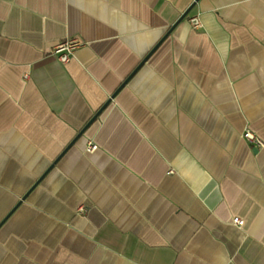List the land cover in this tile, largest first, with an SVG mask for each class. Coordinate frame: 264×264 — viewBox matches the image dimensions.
<instances>
[{
	"label": "crops",
	"instance_id": "0c3cea01",
	"mask_svg": "<svg viewBox=\"0 0 264 264\" xmlns=\"http://www.w3.org/2000/svg\"><path fill=\"white\" fill-rule=\"evenodd\" d=\"M246 130L264 0H0V264H264Z\"/></svg>",
	"mask_w": 264,
	"mask_h": 264
},
{
	"label": "built area",
	"instance_id": "2783aa9c",
	"mask_svg": "<svg viewBox=\"0 0 264 264\" xmlns=\"http://www.w3.org/2000/svg\"><path fill=\"white\" fill-rule=\"evenodd\" d=\"M189 22L192 25V27L195 29H198L201 26L198 17L190 18ZM83 45H84V43L78 39H68V40H64V41H61L58 44H56L52 48L50 53H51V55L55 56L56 59L61 64L64 65V64H67L70 62L75 51L77 49H79L80 47H82ZM242 139L245 140L250 146H252L254 148H263L264 147V142L261 141L255 134H253L252 132H250L248 130L243 132ZM95 149H96V147L93 144H89L86 147L85 151L90 152V151L95 150ZM168 173L171 174L172 171L170 170ZM81 211H82V209H81ZM233 224L236 227L241 228L243 226V221L240 218L235 217V218H233Z\"/></svg>",
	"mask_w": 264,
	"mask_h": 264
},
{
	"label": "water",
	"instance_id": "95a60500",
	"mask_svg": "<svg viewBox=\"0 0 264 264\" xmlns=\"http://www.w3.org/2000/svg\"><path fill=\"white\" fill-rule=\"evenodd\" d=\"M193 6V5H192ZM191 6V7H192ZM191 7L189 8V9H187L183 14H182V16L179 18V20L177 21V23H179L182 19H184L186 16H187V14L189 13V11H190V9H191ZM113 97V96H112ZM111 97V98H112ZM109 103V101L106 103V104H104L101 108H100V110H98V112L93 116V118L90 120V122L87 124V125H89L91 122H93V120H95L96 119V117L98 116V114L101 112V110H103L104 109V107L107 105ZM82 132H80V134H81ZM79 134V135H80Z\"/></svg>",
	"mask_w": 264,
	"mask_h": 264
}]
</instances>
